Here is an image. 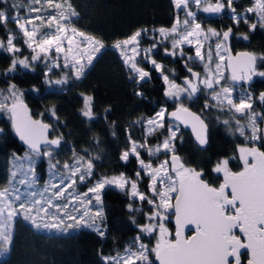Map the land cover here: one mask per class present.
<instances>
[{"label": "snow or ice", "instance_id": "snow-or-ice-1", "mask_svg": "<svg viewBox=\"0 0 264 264\" xmlns=\"http://www.w3.org/2000/svg\"><path fill=\"white\" fill-rule=\"evenodd\" d=\"M3 3L4 0H0V4ZM174 4L177 9L184 11L185 18L181 21L177 17L176 23L171 29L162 27L153 30L159 32L163 39L171 38L173 51L169 52L165 48V53L174 56L176 55L175 50L179 46L190 45L195 39V56H188L187 59L204 62L205 56L201 53L200 41L201 39L208 40L209 36L216 37L218 42L215 45V56L218 57V62L215 64V69L211 68L213 52L209 45L208 63H204V77L201 79V74L194 72L189 67L187 70L192 77L196 78V82L185 77V86L176 84L175 81L169 79V75L165 74L163 66L155 59H151L153 49L157 47V44L153 43L149 48H140V40L149 30L138 29L126 39L117 40L113 44V48L120 51L123 62L132 74L130 79H135L137 83L150 80V73L138 66L140 62L147 60L168 85L165 91L167 97L178 100L181 93H186L191 98L201 90L200 85H203L205 89L212 90L217 107L223 106L226 102L229 110L234 109L236 113L247 116V125H241L239 120L236 121V131H239L240 135L244 136L245 129L249 128L251 136H246V139L264 140V129H260L257 123L258 117L264 121V114L253 111L252 95L241 90L240 96L236 98L239 102L237 103L233 98V92L239 86L237 82L251 81L255 75L264 77V71L256 70L258 57L252 53H240L236 57H232L230 50L226 47L232 29L228 28L226 31L219 32L216 29L208 28L205 31L201 24L196 22V12L190 9V5L195 4L205 13L219 14L224 10L225 4L221 0H217L215 4L209 3L208 0H174ZM202 4L206 6L201 7ZM36 5H40V7H36ZM232 5L233 0H227V7L231 10L232 19L239 23L241 17ZM10 7L19 9L24 5L12 4ZM49 9L52 11L46 16L42 14L48 12ZM27 10L29 13L27 17H21L18 14L10 17L4 9L0 8V25H6L9 19L17 25L24 37V43L34 53L31 56L32 61L41 59L42 55L45 60L48 59V54L52 50L57 54L61 53L64 51L62 45L65 40L68 41V52H71L73 36L81 37V42L91 46L90 49L79 52L81 59L87 54V61L82 63L81 59L73 57L71 67L75 69L77 79L82 77L85 69L93 63V54L99 53L105 45L101 40L86 36L85 33L79 32L74 27L69 28L71 18L78 15L70 0H63V3H57L55 0H43V2L42 0H31ZM246 12H256L261 27H264V0H254V6L247 8ZM32 13H36V15L32 16ZM244 19L247 22L246 17ZM181 24L183 31L179 30ZM256 27L255 23L250 25L251 29ZM69 31L72 36L67 35ZM221 36L223 40H220ZM247 38L244 36V39ZM15 39L16 36L9 33L6 46L3 40H0V48L13 54L11 66L7 72L15 71L17 64L24 68L31 67L27 57L24 59L15 57V54L20 52V48L13 42ZM222 52L228 54L227 60L225 55L221 54ZM180 55L183 56L182 48ZM137 57H141V61H138ZM259 59L264 60V57ZM53 66L58 67L59 65L54 63ZM67 66L68 57L66 55L65 67ZM226 69L231 73L228 77H225ZM49 71H51V67H49ZM222 80H227L228 83L222 85ZM66 82L67 78L55 81L56 84ZM215 86H219V91H216ZM7 91L9 95L5 96L4 90H0V110L10 115L13 129L30 150L25 153L23 158L16 159L28 161V172L33 174V180L30 183L34 184L35 158L41 155L49 157L50 168H57L59 162L52 164L51 161L55 150L61 144L62 137L49 139L50 126L32 119L27 106L23 103V93L18 92L14 84L10 85ZM137 95H142V93L138 92ZM8 100L12 101L10 106L6 103ZM259 100L264 104V92L260 93ZM92 102L93 97H84L82 114L89 119L94 116ZM205 107H209V105L206 104ZM166 115L174 117L176 121H182L186 125L192 122V130L196 133L199 144L207 143L205 135L207 126L204 121L199 116L190 113L183 105L171 113L162 108L153 118L148 119V135L165 127ZM139 122L137 121V123ZM224 123L227 125L229 121H224ZM167 131L168 136L164 138L162 144L152 148L147 147L146 143L138 144L132 141L131 148L121 155V159L124 161H127L130 155H135L141 169L151 178L148 187L153 193V198L138 190L137 181L141 176L140 171L136 172L137 180H132L121 173L118 177H102L83 194L66 192L65 189H71L77 183V177L79 182L84 183L93 176L92 159L89 158L85 161L84 157H77L75 153L73 162L71 164L65 162L63 165L68 173L67 176L55 172L52 174L53 178L60 175V183L52 185L56 190L52 192L51 196L44 195V192L48 191L47 186L40 193L41 199H36L35 191L20 193L18 189L13 188L14 197L10 198L8 188L0 190V253H7L9 246L13 243L12 221L18 213H23V218L30 221L32 226L38 230L55 229L66 232L68 228H88L103 237L105 231L101 227L104 220L102 190L106 185H115L121 190H124L126 185H130V195L133 198L138 197L139 200L147 201L149 205L153 206V210L147 214L149 223L140 226L141 233L152 234L158 230L159 236L155 246L151 248L140 242V237L137 236L133 241V244L136 245L135 250L130 245L125 248L123 255L118 253L114 257H103L105 264H153L150 254L155 255L159 264H242L241 249H247L250 253L247 264H264V151L255 147L240 148V159L243 160L244 167L239 172L229 169L227 159L219 161L213 171L223 173V183L219 187H213L202 179V171L186 167L181 158L175 155L174 141L180 131V124L175 122L168 124ZM129 139L131 140V137ZM42 146L45 149L43 152L41 151ZM138 149H145L150 156L156 155L161 149L165 152H172L173 155L170 161L165 160L158 167L153 168L151 163H145L140 158ZM249 157H251V163ZM23 167L24 165L21 163L17 170L19 171ZM16 174L17 172H12L9 183H12ZM66 180L68 183H65ZM26 182L25 180L20 181V183ZM69 197L71 199H68ZM154 197L159 198L158 203ZM62 199L68 200V202L62 204ZM93 200L96 206L94 213L90 208L93 205ZM15 201H19L18 208L12 207ZM72 201H79L81 207H75ZM70 205L77 215L69 213ZM128 207L131 211H140V209H134L131 204ZM6 212L7 215H5ZM166 213L174 214L175 217L174 239L169 238L170 232L165 226V221L169 218ZM157 220L158 223H155L154 221ZM67 221H72V223H67V226L64 227ZM133 222L135 223V221ZM189 226L194 227V232L191 236H185V229Z\"/></svg>", "mask_w": 264, "mask_h": 264}, {"label": "trees", "instance_id": "trees-1", "mask_svg": "<svg viewBox=\"0 0 264 264\" xmlns=\"http://www.w3.org/2000/svg\"><path fill=\"white\" fill-rule=\"evenodd\" d=\"M27 0H4L0 8L8 15L25 16ZM78 14L71 18V25L79 31L101 40L105 48L96 62L86 71L80 80L73 79L63 88L50 90L46 82V66L38 62L35 68L23 69L19 66L13 72H7L11 66L13 54L0 48V87L15 85L35 118L53 125L51 137L62 136L60 152L53 154L52 163L59 165L73 162V154L91 158L93 176L87 184H76L83 190L89 183L102 177H111L123 173L126 177L137 180L139 171L137 159H121L124 151L131 148L132 141H145L144 121L153 116L163 105L170 110L179 103L198 112L208 123L209 145L201 149L188 131L184 132L182 143L177 141L176 153L187 167L202 171L203 178L214 187H219L223 178L213 169L222 159H228L231 169L239 172L243 169L239 148L244 143L242 137L232 128L224 125L219 117L207 118L204 106L205 98L199 92L197 96L171 100L165 95L167 86L162 76L148 63L144 68L150 73V80L139 82L130 79L132 75L123 62V57L113 48L117 40H124L138 29L170 28L176 19V10L172 0H70ZM12 4H23L14 9ZM252 0L233 2L235 10L243 12L252 6ZM254 20V18H252ZM221 29V24L218 25ZM232 28L233 46L239 51H250L264 57V27L260 24L249 32L246 25L235 27L229 20L223 29ZM9 33L16 36L14 44L21 48V55L27 46L17 25L9 19L6 25H0V40L7 45ZM237 34L247 36L237 41ZM151 44V41L146 39ZM145 41L144 43L147 44ZM165 47L159 45L155 50V59L163 64V69L174 67L180 82L183 72L182 58L165 54ZM258 65L264 71V60ZM192 66V65H191ZM193 71L200 70L192 66ZM199 72V71H197ZM183 78V77H182ZM252 88V87H251ZM254 98L264 91V77H260L251 89ZM142 95H137V93ZM259 92V93H258ZM93 97V118L82 114L84 97ZM258 101L257 108L264 114V105ZM179 107V106H178ZM263 107V109L261 108ZM54 112V114H53ZM137 121H140L137 123ZM264 126V121L262 122ZM234 131V132H233ZM131 137V140L129 139ZM264 149V147H262ZM27 151L15 136L12 121L0 116V190L7 188L11 179V169L16 157H23ZM148 161L151 159L144 155ZM35 162L37 184L43 185L49 177V157H38ZM148 178L139 182L141 190L149 195ZM104 206L103 230L101 237L96 231L79 228L62 233H48L35 229L22 217L17 218L13 243L9 254L0 260V264H105L102 257L113 255L125 248L137 236L144 237L140 226L146 223V211H150L146 201L139 202L127 192L108 186L102 195ZM140 211H131L128 205ZM135 221V223L133 222ZM174 229L172 222L169 223ZM248 256L244 255V260Z\"/></svg>", "mask_w": 264, "mask_h": 264}, {"label": "rangeland", "instance_id": "rangeland-1", "mask_svg": "<svg viewBox=\"0 0 264 264\" xmlns=\"http://www.w3.org/2000/svg\"><path fill=\"white\" fill-rule=\"evenodd\" d=\"M234 1H237V0H233V2ZM42 2H43V0H42ZM55 2H57V3H63V0H55ZM172 2L174 4V0H172ZM208 2L209 3H212V4H215L217 2V0H208ZM221 2L225 4V8L222 11V14L220 15V17H218V18H215L212 14L203 12L200 8H197L195 4H191L190 5V9L192 11H195L196 12V22L197 23H200L201 24V27L205 31L208 28H213V29H216L219 32H223L225 30H221L218 27V25L221 24V27H223V25H225V23H227L229 20L232 22V24H234L235 27H239L240 25H246L249 32H251V31L254 30V29H251L250 28V25L251 24H253V23H255L256 25L260 24L259 23V17L256 14V12H246V10H244L243 12L236 11V13L238 15H240V17H241L239 23H236L232 19L231 10L227 7V0H221ZM30 3H31V0H27L25 2V4H26L25 5L26 14H25V16H22V17H27L29 15L28 10H27V7H28V5ZM252 3H253V5L250 6V7H253L254 6V0H252ZM174 6H175V4H174ZM203 6H206V5H203L202 4L201 7H203ZM36 7H40V5H36ZM44 7H47V6L44 5ZM232 7L235 8L233 5H232ZM175 10H176V19H175L174 24L176 23L177 17H179V19L181 21L185 18L184 11H182L180 9H177L176 6H175ZM51 11L52 10L49 9L48 12H43L42 14L46 16ZM31 15L32 16H35L36 13H32ZM245 17L247 19V22H245V19H244ZM252 18H254V20H252ZM36 23H39V21H36ZM172 26L170 28H166V29H171ZM29 27H31V26H29ZM72 27L73 26L70 23L69 24V28H72ZM156 29H159V28H156ZM156 29H152L151 31H148L147 34H145L141 38V40H140V48L141 49H143V48H149V47H151V45L153 43H156L157 44V47L159 45L169 44L170 47H165V48H167L169 50V52H172L173 49H172V46H171V38H169V39H163L161 37V35L159 34V32H154L153 31V30H156ZM179 30L180 31H183V25L182 24L180 25ZM79 32H82V31H79ZM67 35L68 36H72L71 31H69L67 33ZM85 35L86 36H91V35H88L86 33H85ZM21 36L23 37L22 33H21ZM240 38H244V36H242L241 34H237V36H236L237 41H239ZM23 39H24V37H23ZM146 39L149 40V41H151V44H149V42H146ZM220 40H223V37L222 36L220 37ZM81 41H82V38L81 37H79V36H73V44H72V51L71 52H68V41L65 40L64 43H63V45H62V47L64 48V51H62L61 53L57 54L54 50H52L48 54V59L45 60L43 58V55H42L41 59H39L37 61H32L31 60V56L34 54L33 51H32V49H30V48L27 47V51H25L24 55H21V48L17 46L18 48H20V52L19 53H16L15 54V57L17 59H24L25 57H27L28 60H29L30 65H31V67L24 68L22 65H19V64H17V66H19V67H21L23 69H26V70H28V69H32L33 70L35 68V64H37L38 62H40V63H42L43 65L46 66V73H47L46 82H47L48 88L50 90H56V89H59V88H63L71 80L77 79L76 76H75V69L71 67V63H72L73 57H75L76 59H81V57L79 55L80 50L90 49V47H91L89 44L83 43ZM144 41L147 44H145ZM200 42H201V53H202V55L205 56V61L204 62H201L199 60L189 61L187 59L188 56H193V57L195 56V45H196V40L195 39H193V42L190 45L189 44H183L182 46H179L175 50L176 51V55H174V56L172 55V58H173V60H175V58H182V60L186 61L188 64H191L192 66L198 67L200 69L199 71H201L202 76L200 78L202 79L204 77V72H205L204 63H208V61H207V51L209 49V45H211V50L213 52V59H212V62H211V68L213 70L215 69V64L218 62V57L215 56V52H216L215 45L218 42V40H217L216 37L209 36V39L208 40L201 39ZM157 47L155 49H153V53H152L151 59H155L154 53H155V50L157 49ZM226 47H227V44H226ZM181 48L183 50V56L180 55ZM103 49H101V51L99 53H94L93 54V63L91 65H89L85 69L84 74L96 62L97 58L99 57V55L103 51ZM117 51L120 53L119 50H117ZM88 54H92V53H88ZM221 54L222 55H225V59L227 60L228 54L227 53H223V52ZM66 55L68 57V66L67 67H65V56ZM257 57H258V61H259V56H257ZM137 60L138 61H141V57H137ZM86 61H87V54H85L83 56V58L81 59V62L82 63H84ZM54 63L55 64H58L59 66L58 67L53 66ZM144 63H148L151 67H153L152 64L150 62H148L147 60H143L142 62L139 63L138 66L144 68V65H143ZM157 63H160L163 66V64L161 62L157 61ZM49 67H51V71H49ZM257 69H258V71H261L260 68H259V65H257ZM164 72H165V74L169 75V79L170 80L175 81L176 84H179V85L183 86L181 84V80H180V82L176 80V77L178 76V73L176 72V70H175L174 67L168 68V71H165L164 70ZM83 76L80 77L77 80L82 79ZM228 76H230V74H229L228 70L226 69L225 70V77H228ZM257 77L260 78L262 76H258L257 75ZM64 78H67V82L66 83H64V84H56L55 83L56 80H58V79H64ZM227 83H228L227 80H222L221 81V84L222 85H226ZM166 86L168 88V85H166ZM215 87H216V91H219V86H215ZM8 88L9 87H7V88L0 87V90H4V95L5 96L9 95V93L7 91ZM200 88H201V90L199 92L205 98V101L203 103L204 106L206 104L209 105V107H205L206 108L205 113L207 115L205 117H207V118L219 117L222 120L223 123H224V121H229V123L227 125L225 123H224V125L226 127H228V128H232L234 131H236V129H237V123H236L237 120L240 121V124L241 125H247V123H248L247 116H245V115H243L241 113H236L234 109L229 110V107H228V105H227L226 102L224 103L223 106L217 107L216 106L217 101L213 98V92H212V90L205 89L203 85H200ZM241 90H243L245 93H250L252 95V98H253V111L263 114L262 110L259 109V108H257L258 101H259V97L257 99H255L254 98L253 91L250 90L249 88H247L246 86L245 87H242L241 89H238V87H236L235 90H234V92H233V98L236 99L237 97H239L240 94H241ZM182 96H184V98H188L189 99V97L187 96L186 93H181L180 99L182 98ZM168 98L171 99V100H177L175 98H170V97H168ZM22 100L25 101V99H24L23 96H22ZM236 102L237 103L239 102L238 99H236ZM6 103L10 106L11 103H12V101L11 100H8ZM181 105H183V104L179 103L177 105V107L178 106H181ZM184 107H187V106H184ZM162 108L167 109V112L169 113L170 109L168 108L167 105H163L157 112H159ZM155 114L153 116H151V117H147V119L143 123L144 124V131H145V141L143 143H140V142L135 141L136 143H138V144H144V143H146L147 147L154 148L156 145L162 144L164 138L168 136L167 125L173 123V122L169 121L168 115H166V117H165V127L164 128H161V129H159L157 131H154L151 135H148L147 120L153 118L155 116ZM1 115L7 116L10 119V115L7 112H5V111L0 110V116ZM262 122L263 121H261L259 119V117H258L257 118V123H258L260 129H264V126H263ZM51 125H52V123H51ZM183 131H184V129L180 126V131L177 133V137H176V139L174 141L175 154H177L176 153V150H177V143L176 142L179 141V143H182V141H183V139L185 137ZM236 132L240 135L239 131H236ZM240 136L244 140V143L242 145H240V148H242V147H245V148H252V147H255L256 148V147H258V148H260V149H262L264 151V149L262 148V147H264V140L252 141L250 139H246V136H248V137L251 136V129L246 128L245 129V135L244 136L240 135ZM58 137H62V136H54L53 138L55 139V138H58ZM62 140H63V137H62ZM138 151L140 152V158L143 159L145 161V163H151L152 166H153V168L158 167L165 160H169L170 161L171 160V156L173 155L172 152H165L163 149H161V151L159 153H157L156 155H154V156H150L145 149H138ZM239 154H240V152H239ZM144 155L146 157L150 158L151 160L150 161L146 160L144 158ZM131 156H134L135 157V155H130L129 157H131ZM23 157H16V158H23ZM16 158L13 161V165H12L13 168L11 169V174L14 171L17 172V174H16L15 178L12 179V183H10V185L7 187L9 189V197L10 198L14 197V193L12 192V189L15 188V189H18L20 193H26V192L35 191L37 193L36 199H41L40 193L44 191V189H45L46 186L48 187V191L47 192H44V195L45 196H51L52 195V192L56 190V189H54L52 187V185H59V183H60V175H57L55 178H53V175L52 174L55 172V173L62 174L64 176H67L68 175L67 171L63 168V165L64 164L59 165L55 169H52L49 166V177H48V180L45 182V184L38 185L37 184V174L35 172V165H34V173H35V177L34 178H35V183L34 184H31L30 182L33 180V174L31 172H28V161L27 160H17ZM35 160H37V159H35ZM222 160H224V159H222ZM241 161H242V165L244 167L243 160H241ZM249 162L251 163V157H249ZM21 163L24 165V167H23V169H21V170L18 171L17 170L18 165L21 164ZM68 163L71 164L72 162H68ZM137 164H138L139 171L141 173L140 179L137 181V183H138V190L140 192H143L141 190L140 186H139V182L142 181V179L144 177H147L148 180H149L148 181V186H149V184L151 183V178L148 175V173H146L144 170L141 169L138 160H137ZM228 167H229V169L231 171H233L231 169V167H230L229 164H228ZM189 168H191V167H189ZM169 169H170V164H169ZM215 173L216 174H219V175H221L223 177V173L222 172L221 173L215 172ZM118 176H120V175H116V177H118ZM111 177H114V176H111ZM111 177H109V178H111ZM99 179H101V178H99ZM99 179H95L93 182L89 183L83 190H81L80 188H77L76 187V184L77 185L78 184H87L89 182L88 181L89 178L86 180V182L81 183V182H79L78 177H77V183L73 186V188H71V189H65V191L66 192L71 191L73 193L83 194V193L87 192L88 191V188L89 187H92L95 184V182L97 180H99ZM21 180H25L27 182L26 183H20ZM65 183H68V181L66 180ZM108 186L114 187V188H116V189H118L120 191H123V192H127V194L130 197H132L130 195V193H131L130 185H126V187H125L124 190H121L120 188L116 187L115 185H106L105 188L108 187ZM104 189L102 190L101 198H102ZM149 192H150V194L149 195L146 194V195L148 197H150V198H153V193L150 191V189H149ZM89 196L91 197L92 194L90 193ZM154 198H155L156 202L158 203L159 202V198L158 197H154ZM68 199H71V198L69 197ZM135 199H137L139 202H142L141 200H139L138 197L135 198ZM67 202H68V200H64V199H62V201H61L62 204L63 203H67ZM172 202L174 203L175 201L173 200ZM72 204H74L75 207H77V208H80L81 207L79 201H72ZM18 205H19V201H15L13 203L12 207L18 208ZM148 207H150L151 210L150 211H146V215H145V217H146V223L145 224L149 223V221L147 219V214L150 213L153 210V206L152 205H149L148 204ZM90 208H91V211L93 213L96 211V206H95L94 200H93V205H91ZM68 211L72 215H77V213H75L72 210L71 205H70ZM103 212H104V206H103ZM5 215H7V212L5 213ZM166 215H168L169 218H168V220L165 221V226L169 229V232H170L169 238L170 239H174L175 238V228L174 229H171L170 226H169V223L172 222V219H174V214L166 213ZM19 217H22L23 218V213H18V215L13 218L12 228H11L12 234H14V231H15V223H16L17 218H19ZM154 222L155 223H158V220L157 221H154ZM67 223H72V221H67L66 224L64 225V227L67 226ZM98 223H100V222L98 221ZM101 227H102V229L104 228L102 223H101ZM75 229H79V228H68L67 231H69V230H75ZM39 230L46 231L48 233H62V232H64V231H57L55 229H53V230L39 229ZM143 235H144L143 238L141 236H139L140 237V242L148 245L149 248L154 247L155 244H156V241L158 239V236H159L158 230L155 231V232H153L152 234L143 233ZM133 241L134 240H132L131 243L127 247H129L130 245H132L133 246V250H135L136 245L133 244ZM10 248H11V245L9 246V251H10ZM9 251L7 253H0V260H2L5 257H7V255L9 254ZM117 254L118 253L113 254V255H105L103 257H114ZM119 254L120 255H123L124 254V251L119 252ZM103 257H102V259H103ZM150 259L153 261V264H156V259H155V255L154 254H150ZM103 261H104V259H103ZM241 261H242V264H244L243 257H242Z\"/></svg>", "mask_w": 264, "mask_h": 264}, {"label": "water", "instance_id": "water-1", "mask_svg": "<svg viewBox=\"0 0 264 264\" xmlns=\"http://www.w3.org/2000/svg\"><path fill=\"white\" fill-rule=\"evenodd\" d=\"M221 14H222V12L219 13V14H212V15H213L215 18H218V17H220ZM231 29H232V28H231ZM233 34H234V32H233V29H232V33L230 34V36H229V38H228V40H227V42H226V43H227V47H228V49L230 50V54H231V56H232V57H236L237 54H240V53H252V52H250V51H238V52L234 53L233 50H232V47H231V37H232ZM252 54H254V53H252ZM256 70H257V62H256ZM194 72H197V71H194ZM228 72L230 73V70H228ZM198 73H199V72H198ZM230 74H231V73H230ZM187 78L190 79V80H193V82H196V78H194V77H193V78L187 77ZM184 80H185V77H183V78L181 79V84H182L183 86H185V85H184ZM254 81H255V76L252 77L251 81H239V82H237L238 85H239L238 88L242 87L243 84H245L247 88H251L252 85H253V83H254ZM262 92H264V91H261L260 93H262ZM198 93H199V92H197L194 96H197ZM260 93H259V96H260ZM23 103L27 106V109H28L29 115L32 117L33 120H38V121H40V122H42V123H44V124H48V125L50 126V130H49V133H48V138H49V139H54V138L51 137L52 130H53V126H52L51 124H49V123H46V122H44V121H42V120H39V119L35 118L34 115H33V113H32L31 108L29 107V105H28L26 102H24V101H23ZM260 103H261V102H260ZM261 104H262V103H261ZM262 105H264V104H262ZM179 107H180V106H179ZM179 107L170 110L169 113L176 111ZM183 107H184V106H183ZM184 108H187L188 111H189L190 113H193V114H195L196 116H199L200 119L203 120V121H204V124L207 126V128H206V133H205L206 138H207V143H206L205 145H200L199 142H198V140L196 139V133H194L193 130H192V122H189V123L186 125V124H184L182 121H176L174 117L168 116L169 121L180 124V126H181L185 131L190 132V134H191L192 137L194 138L196 144H197L201 149H206L207 146L209 145V131H210V128H209L208 123L205 121V119H204V118H203L198 112L194 111L192 108H189V107H184ZM13 130H14V129H13ZM14 133H15V136L17 137L19 143L24 147V149H25L27 152H29L30 150L28 149V146L24 143V141H22V140L20 139L19 135L16 133L15 130H14ZM62 144H63V141L61 140V144H60L59 148H57V149L55 150V152H60L61 147H62ZM256 148H258V147H256ZM258 149H259L260 151H263V150L260 149V148H258ZM44 150H45V149H44L43 146H42L41 151L43 152ZM175 155H177V156L180 157L179 154H175ZM42 157H44V156L41 155L40 158H42ZM180 158H181V157H180ZM181 161H182V163H184L183 160H182V158H181ZM184 165H185V163H184ZM185 166H186V165H185ZM242 170H243V169H242ZM242 170H241V171H242ZM233 172H235V171H233ZM222 178H223V177H222ZM202 179H203L205 182L208 183V181L205 180V179L203 178V176H202ZM222 183H223V181H222ZM208 184H209V183H208ZM211 186H212V185H211ZM213 187H214V186H213ZM229 192H230V190H229ZM172 224H173V226H174V228H175V231H176L175 217H174V219H172ZM236 231H237V233L240 235L239 231H238V230H236ZM193 232H194V227H193V226H189L187 229H185V233H184V234H185V236H191V235L193 234ZM242 239H243V237H242ZM241 253H242V254L247 253V254H248V259L250 258V253L248 252L247 249H241ZM241 256H242V255H241ZM230 259H231V258H230ZM247 261H248V260H247ZM156 264H159V261L156 260ZM246 264H247V262H246Z\"/></svg>", "mask_w": 264, "mask_h": 264}, {"label": "flooded vegetation", "instance_id": "flooded-vegetation-1", "mask_svg": "<svg viewBox=\"0 0 264 264\" xmlns=\"http://www.w3.org/2000/svg\"><path fill=\"white\" fill-rule=\"evenodd\" d=\"M228 23V22H227ZM227 23H225V25L227 24ZM221 30H224L223 29V27H221ZM233 42H234V34L232 35V37H231V47H232V50H233V52L234 53H236V52H238L239 50L238 49H235L234 48V46H233ZM227 44V43H226ZM228 48V47H227ZM257 56V55H256ZM257 65H258V59H257ZM182 66H183V72H181V75H180V79L182 78V77H190V78H193L192 76H191V74L188 72V68L190 67V68H192V69H194L192 66H191V64H188L186 61H183L182 62ZM194 70H196V69H194ZM197 71H199V70H197ZM257 71H258V69H257ZM199 73L201 74V71H199ZM230 74V73H229ZM201 76H202V74H201ZM257 75H255V81H254V83H253V85H252V88L251 89H255L254 88V84H255V82L257 81ZM246 85L245 84H243V86L242 87H245ZM242 87H240V88H238V89H241ZM259 93V92H258ZM262 106V105H261ZM262 109H263V107H261ZM244 255H247L248 256V254L247 253H244V254H242V256H241V259H242V257H243V259H244ZM248 260V259H247ZM247 260H244V264H246V262H247Z\"/></svg>", "mask_w": 264, "mask_h": 264}]
</instances>
